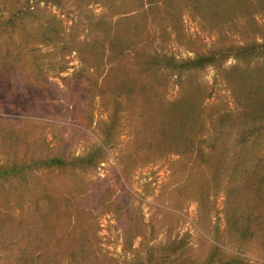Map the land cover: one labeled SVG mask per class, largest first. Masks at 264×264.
<instances>
[{
    "label": "rangeland",
    "instance_id": "rangeland-1",
    "mask_svg": "<svg viewBox=\"0 0 264 264\" xmlns=\"http://www.w3.org/2000/svg\"><path fill=\"white\" fill-rule=\"evenodd\" d=\"M0 264H264V0H0Z\"/></svg>",
    "mask_w": 264,
    "mask_h": 264
},
{
    "label": "trees",
    "instance_id": "trees-1",
    "mask_svg": "<svg viewBox=\"0 0 264 264\" xmlns=\"http://www.w3.org/2000/svg\"><path fill=\"white\" fill-rule=\"evenodd\" d=\"M52 162H56V161L53 160Z\"/></svg>",
    "mask_w": 264,
    "mask_h": 264
}]
</instances>
